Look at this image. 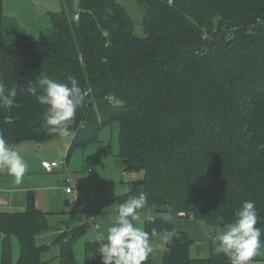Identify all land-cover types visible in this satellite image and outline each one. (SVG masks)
<instances>
[{"label": "trees", "instance_id": "trees-1", "mask_svg": "<svg viewBox=\"0 0 264 264\" xmlns=\"http://www.w3.org/2000/svg\"><path fill=\"white\" fill-rule=\"evenodd\" d=\"M137 1L143 37L116 0H80V13L107 12L115 35L101 56L86 18L64 11L52 16L56 40L7 43L0 0V149L71 133L70 158L116 123L125 168L142 175L117 201L120 212L155 208L147 237L167 245L155 260L145 240L117 253L89 243L86 264H251L248 226L264 241V0ZM50 215L34 195L25 211L0 213V264H14V237L16 264H77L74 244L89 224L55 226ZM183 219L212 235L209 258L190 255L194 240L176 228ZM51 232L52 244H39ZM53 246L58 258L44 261Z\"/></svg>", "mask_w": 264, "mask_h": 264}, {"label": "rangeland", "instance_id": "rangeland-1", "mask_svg": "<svg viewBox=\"0 0 264 264\" xmlns=\"http://www.w3.org/2000/svg\"><path fill=\"white\" fill-rule=\"evenodd\" d=\"M116 1L127 8L133 17L136 35L143 37L144 11L138 1ZM3 2L6 17L4 36L7 43L56 40L57 31L54 27L52 13L57 14L64 11L67 14L72 13L76 20L83 18L85 20L86 18L85 22L92 30L93 42L101 56H106V50H110L112 47V39L115 34L108 29V26L104 24V19H102L103 15L107 16V12H104V14L92 6H88L80 13V0H3ZM77 15L79 16L78 19L76 18ZM51 62L54 61L51 60ZM83 65L86 64L83 62ZM65 138L69 139L68 135L62 134L49 140L50 142L47 141L48 143L43 148L40 144L33 145L28 152H25L24 147L27 146L26 144H33L31 141L16 145L8 152H3L0 149V213L22 212V209H27V200L29 194H32L35 197L36 206L39 205L51 214L50 220L53 225L57 226V222L70 221L72 218L79 223H88L89 228L86 233L74 244V255L77 264L87 263L86 248L89 243H99L106 250L117 253L121 250L123 243L137 240H145L147 244L149 243L148 245L153 244L152 249L154 250L155 259H162L167 239L164 235L147 237L146 222L148 216L146 214L121 213L107 204L88 203L80 191L75 188L77 181L76 178L74 180L73 174H81L82 178L89 179L96 176L98 172L101 174L103 184L108 182L117 183L113 181L112 171H115V180L117 181L130 178L136 174L132 171L123 172L126 168L123 167V160L119 157L120 149L118 151L116 145L119 138V125L115 123L105 128L100 134L99 142L94 146L92 145L90 149L88 148L85 151L76 149L73 151L68 177L71 179V185L77 193L76 200L73 198L74 195H67L63 188L64 182L67 180V174L64 171L47 173L41 168V161L39 166L36 165L39 169L34 166L36 164V154L40 157L49 158L60 155L61 153L54 147L66 140ZM70 143L71 140L65 143V156L58 158V161L67 160L66 155L70 150ZM27 153H32L34 156H29ZM116 163L120 166H117ZM90 170H92V175L89 173ZM118 185L104 187L98 196H100V199L107 195L113 196L111 192L117 191ZM24 201L25 203H23ZM21 204H25V206L22 208ZM40 207L37 206L38 209ZM94 210L99 211L100 214L94 212ZM93 220L98 228L93 225ZM235 230L234 226L228 230H218L216 233L218 239L215 238L216 243L234 234ZM247 231L249 247L256 258V261L251 262V264H264V241L256 237L251 226H248ZM51 233H54L53 236L58 234V232ZM209 236L212 235L209 234ZM111 238H115L114 241H111ZM50 239L53 238L49 235H43L39 238V244H48ZM1 251L0 241V258ZM59 253V247L55 246L46 252L42 258L44 261H52L58 258ZM191 255L194 257L193 249ZM12 256L13 263L16 264L20 259V245L16 237L12 239Z\"/></svg>", "mask_w": 264, "mask_h": 264}, {"label": "crops", "instance_id": "crops-1", "mask_svg": "<svg viewBox=\"0 0 264 264\" xmlns=\"http://www.w3.org/2000/svg\"><path fill=\"white\" fill-rule=\"evenodd\" d=\"M63 12V11H62ZM77 13V12H76ZM54 14V13H52ZM56 14V13H55ZM53 19V18H52ZM104 130V129H103ZM68 135L69 139L68 138H65L66 140H64L62 143H59V144H56V147H54L55 149H57V151L59 153H61L60 155H57L55 156V158H49V157H40V156H37V154L35 155L36 156V164L34 165L35 167L39 166V162L41 161V168L43 170H45L47 173H53L54 171L57 172V173H60V171H64L67 175V178H69L68 176L70 174L69 173V167H70V160H71V157L73 155V153L71 154L70 158H68V154H69V150L67 152V155H66V159H67V163L66 166H63L62 168H56V169H53L52 171H47L45 168L42 167V163L43 162H50V163H64L66 162V160L64 161H58V158H61V157H64L65 154V149H66V145L65 143H68L69 140H71V143H72V140H73V134L71 133H65ZM119 134H120V129H119ZM30 142V141H28ZM27 142V143H28ZM33 144H26L27 146L24 147L25 148V152H28L31 150V148L33 147V145H37L38 143L36 142H33L31 141ZM50 142V141H49ZM48 143V142H45V143H41L40 145H42V148L43 146ZM70 143V145H71ZM95 145V144H94ZM93 145V146H94ZM116 145L118 146V151L120 149V143H119V138H118V144L116 143ZM70 147V146H69ZM92 147V145L90 147H88L89 149ZM88 148L86 149H77V150H88ZM117 149V148H116ZM115 152V150H114ZM120 153V152H119ZM118 153V154H119ZM29 156H34V154L32 153H27ZM117 155V153H116ZM38 157V158H37ZM119 157L120 154H119ZM89 158V156H88ZM122 158V157H121ZM123 160V159H122ZM37 165V166H36ZM117 166H120L118 163H116ZM33 166V167H34ZM123 167H125L124 165V162H123ZM37 169H39V167H37ZM123 172H127V169L123 170ZM90 175H92V170L89 171ZM72 175V174H71ZM111 176L113 178V181L114 182H117V183H113V182H108L107 184H103V180L101 179V174L97 172V175L96 176H93L89 179H85V178H82V175L81 174H73V178L75 180L76 178V190L80 191V193L82 194L83 198L89 203V202H95L94 204H107L109 206H111L112 209H115L117 210L118 212H120V207L118 206V203L117 201L119 200L120 197H122L123 195L129 193L132 188H133V182L137 181L138 179H140V177H142L141 174H134L133 176H131L130 178H124V179H120V181H117L115 180V176H116V173L115 171H112L111 172ZM66 181L64 182V186L63 188L65 189V186H66ZM121 186H119V185ZM79 185V187H78ZM114 185H118V189H116L117 191H112L111 194L113 196H110V195H107V196H104V197H101L100 199V196H98V194H100L101 190L104 188V187H114ZM66 192V191H65ZM67 195H70L66 192ZM32 194H29V197L31 196ZM29 197H28V200H29ZM97 197V198H96ZM99 197V198H98ZM35 198V197H34ZM74 198V197H73ZM75 200L77 199V196L76 198H74ZM27 200V201H28ZM38 201V200H37ZM25 203V201L23 202ZM36 203V202H35ZM28 204V202H27ZM22 208L25 206V204H21ZM38 207H40L39 205H37ZM99 206V205H98ZM113 206V207H112ZM40 210L44 211V212H47L46 210H44L43 208H39ZM155 208L153 207H149V206H144V207H130L127 211V213H143V214H146L148 217V220H153L155 218V215L153 213V210ZM26 209H22V211H25ZM94 212L99 213V211H96L94 210ZM49 213V212H47ZM109 213V212H107ZM73 222V223H77L79 224V222L75 221L73 218L70 220V222ZM52 222V221H51ZM60 222V221H59ZM59 222H57L56 224H58ZM63 222H67V221H63ZM62 222V223H63ZM176 228L178 231H184V232H187L191 237L192 239L194 240V243L191 247V250H190V255H191V251L193 249V258L195 259H199V260H204V259H207L209 258L210 256V252H211V241H210V236H209V232L208 230L206 229L205 226H203L200 222H198L197 220H194V219H183V220H178L176 221ZM54 233H50L48 234L49 237H52L53 239H50L49 243L48 244H52V242L54 241V237L53 236ZM111 241H112V238H111ZM149 244V243H148ZM147 244V247L149 246V250L151 252V256L153 259H155V256H154V250L152 249L153 248V244L151 245H148ZM55 247V246H53ZM56 247H59V246H56ZM60 249V248H59ZM51 250V249H50ZM164 252H165V249L163 251V256H164ZM162 256V258H163ZM192 256V255H191ZM156 260V259H155ZM157 260H161V259H157Z\"/></svg>", "mask_w": 264, "mask_h": 264}, {"label": "built area", "instance_id": "built-area-1", "mask_svg": "<svg viewBox=\"0 0 264 264\" xmlns=\"http://www.w3.org/2000/svg\"><path fill=\"white\" fill-rule=\"evenodd\" d=\"M78 15L76 16V18L78 19ZM63 166H65V163H50V162H43L42 163V167L45 168L47 171H52L53 169L56 168H62ZM66 186H65V191L70 194V195H74V198H76V191L73 189V186L71 185V179L67 178L66 180ZM93 225L95 226V228H98V226L95 224V221L93 220ZM115 238H112V241H114Z\"/></svg>", "mask_w": 264, "mask_h": 264}]
</instances>
